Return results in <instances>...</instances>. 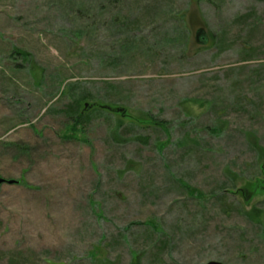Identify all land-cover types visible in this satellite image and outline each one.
<instances>
[{"label": "rangeland", "instance_id": "rangeland-1", "mask_svg": "<svg viewBox=\"0 0 264 264\" xmlns=\"http://www.w3.org/2000/svg\"><path fill=\"white\" fill-rule=\"evenodd\" d=\"M0 179V264H264V0H0Z\"/></svg>", "mask_w": 264, "mask_h": 264}, {"label": "trees", "instance_id": "trees-1", "mask_svg": "<svg viewBox=\"0 0 264 264\" xmlns=\"http://www.w3.org/2000/svg\"><path fill=\"white\" fill-rule=\"evenodd\" d=\"M105 109L110 110L112 109L109 106H104ZM68 111L66 112V114L71 118V119H79L80 115L79 114V105H78V101L76 100L75 104L73 103L72 105L67 107ZM117 113H121L122 111H119L116 109ZM75 121V120H74Z\"/></svg>", "mask_w": 264, "mask_h": 264}, {"label": "water", "instance_id": "water-1", "mask_svg": "<svg viewBox=\"0 0 264 264\" xmlns=\"http://www.w3.org/2000/svg\"><path fill=\"white\" fill-rule=\"evenodd\" d=\"M205 33L203 31H199L196 35L197 41H200L202 44H206V42H208V39L205 37L204 35ZM5 183V180L0 179V185ZM9 184H13L12 181L8 182ZM207 264H222L219 262H209Z\"/></svg>", "mask_w": 264, "mask_h": 264}]
</instances>
